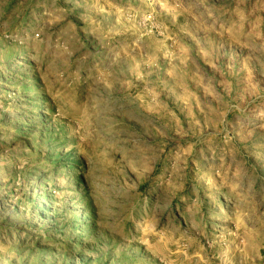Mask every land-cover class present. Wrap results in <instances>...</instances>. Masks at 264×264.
<instances>
[{"label":"rangeland","instance_id":"rangeland-1","mask_svg":"<svg viewBox=\"0 0 264 264\" xmlns=\"http://www.w3.org/2000/svg\"><path fill=\"white\" fill-rule=\"evenodd\" d=\"M0 264H264V0H0Z\"/></svg>","mask_w":264,"mask_h":264},{"label":"trees","instance_id":"trees-1","mask_svg":"<svg viewBox=\"0 0 264 264\" xmlns=\"http://www.w3.org/2000/svg\"><path fill=\"white\" fill-rule=\"evenodd\" d=\"M62 160V159H61ZM53 161L51 163L55 168L61 167L62 162L66 163V167L68 168L69 162L66 161ZM66 160V159H65ZM58 207L54 206L53 203H49L47 207H39L38 213L41 219L50 217V223L54 226L51 227L56 231L55 235L58 236V241H63L68 239L70 244H73L74 247H68L71 251L75 249H81V247L91 239L96 231V222L94 213H90V215H84L83 217H70L67 210L58 211ZM32 229H27L25 231L26 239L24 242H21V245H24L25 242H30L32 237H30L29 232L31 233ZM48 231V230H47ZM49 232V231H48ZM38 233V232H36ZM35 234V233H34Z\"/></svg>","mask_w":264,"mask_h":264}]
</instances>
